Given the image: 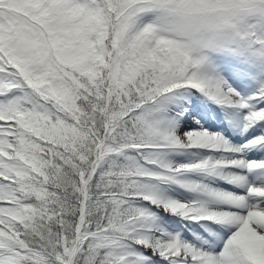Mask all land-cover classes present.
<instances>
[{"label": "snow or ice", "instance_id": "obj_1", "mask_svg": "<svg viewBox=\"0 0 264 264\" xmlns=\"http://www.w3.org/2000/svg\"><path fill=\"white\" fill-rule=\"evenodd\" d=\"M0 264H264V0H0Z\"/></svg>", "mask_w": 264, "mask_h": 264}]
</instances>
